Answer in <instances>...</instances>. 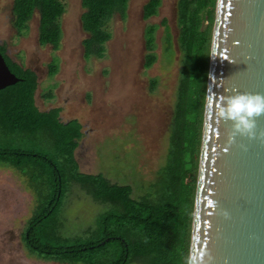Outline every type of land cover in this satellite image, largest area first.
Returning a JSON list of instances; mask_svg holds the SVG:
<instances>
[{
	"label": "trees",
	"instance_id": "1",
	"mask_svg": "<svg viewBox=\"0 0 264 264\" xmlns=\"http://www.w3.org/2000/svg\"><path fill=\"white\" fill-rule=\"evenodd\" d=\"M216 3L177 1L180 74L170 146L159 177L139 198L130 185L112 184L102 174L80 171L75 151L83 125L79 120L63 122L59 108L40 111L35 99L37 75L5 57L20 81L0 92V165L15 168L37 191L38 205L23 236L31 255L60 264H188ZM128 6L129 0H82V25L90 35L84 41L86 59L94 54L104 56L105 44L112 37L107 23L115 15L125 18ZM161 6V0H150L144 7V19L158 16ZM35 11L40 13V44L58 49L65 9L58 0H14L13 26L21 34ZM162 26L165 51L173 55L171 28L166 20ZM158 29L150 24L145 30L150 51L146 69L157 61ZM0 53L5 56L2 47ZM50 70L54 76L58 66ZM156 85L154 81L152 88ZM47 98H53L52 92ZM188 174L194 176L191 185L186 181ZM73 184L109 209L83 236L62 238L56 214Z\"/></svg>",
	"mask_w": 264,
	"mask_h": 264
},
{
	"label": "rangeland",
	"instance_id": "2",
	"mask_svg": "<svg viewBox=\"0 0 264 264\" xmlns=\"http://www.w3.org/2000/svg\"><path fill=\"white\" fill-rule=\"evenodd\" d=\"M58 1L65 9L60 18V48L40 44L39 11L24 33L15 29L14 0H0V45H6L15 63L36 72L40 110L61 107L63 121L79 119L83 124L84 136L75 151L80 171L102 174L112 184L132 186L135 198L144 196L159 177L170 146L180 74L178 0H162L159 15L149 20L142 16L148 0H130L127 16L115 15L107 23L112 37L105 44L104 56L94 54L87 59L83 41L89 35L82 28V0ZM165 20L174 38L173 55L165 51ZM148 24L159 29L157 61L146 69L150 51L144 34ZM53 65L59 70L50 76ZM195 71L200 81L201 75ZM51 92L53 98H47ZM186 178L188 185L193 184L194 176ZM36 194L31 181L19 171L0 165V264H60L31 255L23 241L38 205ZM108 209L107 204L95 201L80 185L73 184L56 214L60 236H83Z\"/></svg>",
	"mask_w": 264,
	"mask_h": 264
},
{
	"label": "water",
	"instance_id": "3",
	"mask_svg": "<svg viewBox=\"0 0 264 264\" xmlns=\"http://www.w3.org/2000/svg\"><path fill=\"white\" fill-rule=\"evenodd\" d=\"M19 81L0 54V92ZM236 93L264 96V0L216 3L189 255L194 264H264V115L256 118L254 136L230 139L233 122L216 113Z\"/></svg>",
	"mask_w": 264,
	"mask_h": 264
},
{
	"label": "clouds",
	"instance_id": "4",
	"mask_svg": "<svg viewBox=\"0 0 264 264\" xmlns=\"http://www.w3.org/2000/svg\"><path fill=\"white\" fill-rule=\"evenodd\" d=\"M216 114L220 120L233 122L234 131L230 139L234 140L236 134L254 136L256 118L264 115V96L250 93L225 96ZM188 264H194V259L190 257Z\"/></svg>",
	"mask_w": 264,
	"mask_h": 264
},
{
	"label": "flooded vegetation",
	"instance_id": "5",
	"mask_svg": "<svg viewBox=\"0 0 264 264\" xmlns=\"http://www.w3.org/2000/svg\"><path fill=\"white\" fill-rule=\"evenodd\" d=\"M130 1V0H129ZM150 0H148V2H149ZM162 1V0H161ZM147 2V3H148ZM146 3V4H147ZM146 4H144V6H143V9H142V16H143V11H144V7H145V5ZM129 7V6H128ZM162 7V6H161ZM161 7H160V9H161ZM160 9H159V11H160ZM128 11V10H127ZM159 15V14H158ZM156 17V16H155ZM152 18H154V17H152ZM152 18H150V19H152ZM143 19H144V17H143ZM145 20V19H144ZM82 21V20H81ZM149 25V24H148ZM147 25V26H148ZM60 27H61V23H60ZM82 28H83V25H82ZM147 28V27H146ZM84 30V29H83ZM146 30V29H145ZM61 32H62V37H63V31H62V27H61ZM85 32V31H84ZM87 33V32H86ZM88 34V33H87ZM89 35V34H88ZM145 35V34H144ZM90 36V35H89ZM89 38V37H88ZM61 40H62V38H61ZM86 40V39H85ZM84 40V41H85ZM84 41H83V46H84ZM60 46V45H59ZM0 47H2L4 50H5V56H3L4 58L6 57V58H8L11 62H13V63H15L9 56H8V52H7V47H6V45H0ZM60 48V47H59ZM84 48H85V46H84ZM85 51H86V49H85ZM1 54V53H0ZM85 58V57H84ZM86 59V58H85ZM5 61H6V59H5ZM7 63V62H6ZM16 64H18V63H16ZM8 65V64H7ZM20 65V64H19ZM22 66V65H21ZM146 68V67H145ZM29 69V68H28ZM51 69V67H49V72L51 71L50 70ZM29 70H31V69H29ZM58 70H59V68H58ZM32 72H34L35 74H36V72L35 71H33V70H31ZM58 73V72H57ZM56 73V74H57ZM55 74V75H56ZM37 75V74H36ZM51 76V75H50ZM37 82H38V86H39V81H38V76H37ZM38 89V88H37ZM37 92V91H36ZM35 99H36V93H35ZM36 106H37V104H36ZM38 107V106H37ZM55 108H59V109H61V111H60V114H59V117L61 118V120L63 121V118H62V113H63V109L61 108V107H52V108H50V109H48V110H40V111H42V112H49V111H51V110H53V109H55ZM72 120H79V119H72ZM72 120H69V121H72ZM69 121H63V122H65V123H67V122H69ZM80 121V120H79ZM82 124V123H81ZM83 125V124H82ZM82 133H83V129H82ZM83 136H84V134H83ZM83 136L81 137V139L83 138ZM80 139V140H81ZM79 143H80V141H79Z\"/></svg>",
	"mask_w": 264,
	"mask_h": 264
}]
</instances>
